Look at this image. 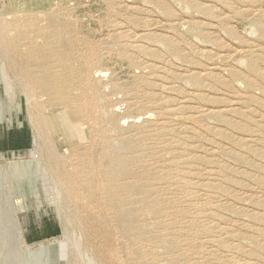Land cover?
<instances>
[{
	"label": "rangeland",
	"instance_id": "obj_1",
	"mask_svg": "<svg viewBox=\"0 0 264 264\" xmlns=\"http://www.w3.org/2000/svg\"><path fill=\"white\" fill-rule=\"evenodd\" d=\"M49 12L89 58L74 74L89 80L81 101L98 116L97 82L142 239L116 231L96 165L85 173L50 131L31 80L45 42L27 25ZM0 19V125L21 113L33 136L0 154V264H264V0H0ZM42 214L61 232L29 242L23 227Z\"/></svg>",
	"mask_w": 264,
	"mask_h": 264
},
{
	"label": "bare ground",
	"instance_id": "obj_2",
	"mask_svg": "<svg viewBox=\"0 0 264 264\" xmlns=\"http://www.w3.org/2000/svg\"><path fill=\"white\" fill-rule=\"evenodd\" d=\"M45 21L43 26L38 27L36 22L30 19L27 25L29 31L32 33L34 31L37 32V35L40 38L42 37L45 42L39 48L41 55H38L39 58H36L37 60L33 61L31 65V80L34 88L48 98V100L45 99L47 101L45 106L50 131L54 138L62 142L65 151L71 154L77 164L79 163L78 165L82 166L85 173L90 164L96 165L101 197L107 206L110 216L114 220L116 231L127 239H131V234L135 238L142 239V233L146 227L134 222L128 210L122 205L123 199L121 197L130 194L131 187L130 185L119 184V180L125 175L126 170L116 161L115 154L119 148L114 143L109 142L110 134L113 131L112 122L107 119L104 112V100L101 92L98 90L97 82L90 81L91 85H93L90 91H93V109L98 113V116L95 118L89 116L84 100L81 101L80 93L83 96L85 95V91L88 88L85 85H88L89 80L86 79L85 84L79 83L74 74L76 71H86L84 74H87L90 67L89 58H85L82 62L78 61L71 39L69 40L68 38V27L56 17L55 13H46ZM6 22H4L6 28L9 29L10 24ZM36 69L38 73L34 72ZM33 118L35 117L33 116ZM94 131H97L98 136L104 142V145L97 150L90 148L91 143L96 141L93 134ZM38 132L36 128L34 133L35 145H37L39 139ZM123 146H128V143L123 144ZM0 160H2V155H0ZM83 183L85 193H89L88 189L90 185L87 184L85 178H83ZM34 197L38 199V194H35ZM143 202V200L138 202L141 208L140 217L147 215L142 208H146L148 205H145V202ZM149 210L153 212L159 211V207L156 204H151ZM14 234L16 240L19 243H23L20 232L16 231ZM162 245L167 246L165 243ZM132 253L133 258L135 260L138 259L137 252L132 251ZM168 263L175 264V260H169ZM134 264L140 263L136 260Z\"/></svg>",
	"mask_w": 264,
	"mask_h": 264
},
{
	"label": "crops",
	"instance_id": "obj_3",
	"mask_svg": "<svg viewBox=\"0 0 264 264\" xmlns=\"http://www.w3.org/2000/svg\"><path fill=\"white\" fill-rule=\"evenodd\" d=\"M10 118L9 124L0 125V154L28 151L32 146L33 136L24 117L19 113ZM60 232L58 222L49 214L30 218L23 227V235L29 242L57 237Z\"/></svg>",
	"mask_w": 264,
	"mask_h": 264
}]
</instances>
